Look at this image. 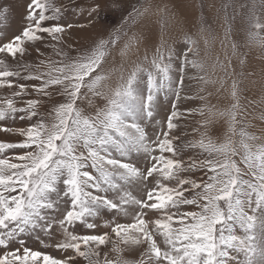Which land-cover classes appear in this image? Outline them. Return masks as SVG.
Here are the masks:
<instances>
[{
    "label": "snow or ice",
    "instance_id": "6c2138e0",
    "mask_svg": "<svg viewBox=\"0 0 264 264\" xmlns=\"http://www.w3.org/2000/svg\"><path fill=\"white\" fill-rule=\"evenodd\" d=\"M171 2L0 0V132L18 138L0 142V264H264V127L244 103L253 44L264 89V0L241 5L243 35L226 19L211 75L208 22ZM125 12L138 30L114 38Z\"/></svg>",
    "mask_w": 264,
    "mask_h": 264
},
{
    "label": "rangeland",
    "instance_id": "374dc122",
    "mask_svg": "<svg viewBox=\"0 0 264 264\" xmlns=\"http://www.w3.org/2000/svg\"><path fill=\"white\" fill-rule=\"evenodd\" d=\"M194 7L188 13L190 17L194 19L195 22L201 20L207 21L205 27L209 29L207 33L198 37V44L201 51V56L203 57L206 71L209 75L213 73L212 65L216 60V57L219 56L223 60L225 55V49L221 47V41L224 39L225 29L227 25L225 24L226 19L235 18L233 22V27L236 28L240 35H243L242 27L245 23V15L248 12V9L242 8L241 5H248L249 3L255 2V0H191ZM133 4H138V0H132ZM139 3H143V0H139ZM153 4L159 5L163 9V5L167 4L168 9L172 8L171 0H153ZM131 9H129L130 11ZM22 7H18L15 11H12L9 20H8V31L10 34L17 33L23 26L22 19ZM128 13H124V18L122 19L119 15H109L105 21L109 25V31L113 33V36L120 33H127L128 36H131L134 32L138 30L137 22H133L130 19H127ZM71 19L75 20L78 17H72ZM150 19L153 24L160 26L167 16L165 11H157L155 8L152 9V15ZM171 23V22H169ZM0 27H3L0 25ZM187 28H170L165 32V36H171L172 40L177 43V46H180L187 41L184 39V33L187 32ZM196 33V29L193 27L192 31L189 32V35ZM207 38L208 44L205 45L204 39ZM235 39L236 37H232ZM124 38L121 37V40ZM81 43H86V41H81ZM247 50V49H246ZM205 53H207L205 55ZM252 63L255 67V73L250 76L245 83L250 84L251 91L246 94V99L244 103L247 105L248 101L251 100L254 103L248 105V119L253 126L256 128L264 127V121L260 120V116L264 114V109L260 107L261 101H264V89L261 88L260 81V49L258 44L252 45ZM117 54V59H118ZM217 74H219L217 72ZM251 82V83H250ZM195 91V88L193 89ZM10 93L0 90V95H9ZM215 103V101H213ZM199 106V105H197ZM202 118L198 115L195 117L189 118V123L187 125L190 138L197 135L193 132L194 125L197 124ZM22 126V125H15ZM18 138L15 136L8 135L6 133L0 132V142H15ZM99 231H104L101 228ZM32 247L35 250L47 251L53 255L58 256L59 253L52 248H43L39 244H33Z\"/></svg>",
    "mask_w": 264,
    "mask_h": 264
}]
</instances>
